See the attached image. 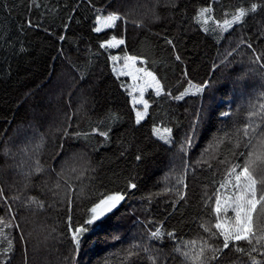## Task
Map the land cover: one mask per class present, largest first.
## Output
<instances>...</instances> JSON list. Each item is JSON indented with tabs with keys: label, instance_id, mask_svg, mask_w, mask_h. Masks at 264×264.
<instances>
[{
	"label": "trees",
	"instance_id": "1",
	"mask_svg": "<svg viewBox=\"0 0 264 264\" xmlns=\"http://www.w3.org/2000/svg\"><path fill=\"white\" fill-rule=\"evenodd\" d=\"M136 1L0 0L4 264H153L150 257L190 264L182 254L186 242L196 241L197 249L205 240L222 245L201 225L215 223L217 194L231 192L221 188L227 171L251 150L244 125H260L257 137L264 133V118L248 115L264 104V0ZM253 3L256 11L240 24L217 26ZM204 8L212 17L206 25L196 19ZM111 13L120 16L114 26L93 31L96 17ZM113 36L125 43L100 47ZM125 53L142 58L136 65L162 86L159 96L145 90L149 109L140 124L130 79L114 74L109 60ZM189 81L208 87L193 95ZM154 126L171 130L170 144L152 134ZM118 191L124 201L86 226L77 248L69 227L82 225L102 194ZM157 229L160 236L151 238ZM254 232L264 233V215H255ZM238 246L250 251L246 241ZM262 252L251 253L260 264ZM212 255L206 250L207 264H252L234 247L216 260Z\"/></svg>",
	"mask_w": 264,
	"mask_h": 264
},
{
	"label": "snow or ice",
	"instance_id": "2",
	"mask_svg": "<svg viewBox=\"0 0 264 264\" xmlns=\"http://www.w3.org/2000/svg\"><path fill=\"white\" fill-rule=\"evenodd\" d=\"M257 5L255 3L251 4L250 8L239 7L232 14L231 19H225L222 24L219 22L217 26L222 30H227L231 28L234 24H240L249 11L255 12ZM210 8H204L197 12L196 19L198 22L206 25L209 19H212L211 16H206L205 14L210 12ZM201 18H203L201 20ZM120 19L119 14L111 13L106 17L97 16L96 22L97 25L103 20L105 27H113L115 22ZM203 31H207L206 27H202ZM95 32L101 31L99 26L93 29ZM60 39H64L63 36ZM125 41L123 38L117 39L115 36L111 37L108 41L101 43V48H115L119 45L124 44ZM167 43L172 44L171 40H167ZM251 47V45H249ZM229 56L232 53H228ZM120 57L118 56H109L110 61H117ZM177 60L180 59L179 56L176 57ZM259 59V57H257ZM124 64L120 69L121 75H128L132 78L133 81H139V84H134L129 91V95L132 96L133 92H139V98L132 96L131 103L134 106L133 111L135 112V121L137 124L145 118L148 113L149 103L143 98V94L146 88H153L156 92V95L159 96L162 92V86L160 81L156 76L146 69L137 68L136 63L140 60L143 63L142 58L137 56L128 55L125 53ZM264 66V65H262ZM117 71L116 67H113V73ZM208 87V81H205L203 84L195 85L189 81V89H194L192 92L193 95L198 93H203ZM189 89H185L184 93H181L179 96H176L175 99L180 100L185 94L188 93ZM135 105H143V111L136 110ZM222 116H228V112H222ZM249 119L253 117L264 118V104L259 105V111L255 109L249 112ZM113 118H117L113 116ZM195 123V122H194ZM260 125L253 126L252 124L244 125V134L248 138L249 147L251 150L247 152L246 157L244 158L243 164H236L228 169L226 174L225 181L221 184V188H224L227 192L228 189H231V192L226 196L222 197L217 194L215 200V207L213 211L216 213L215 223L210 227L206 225H201V228L206 233H209L210 237L222 238V245L219 247L213 246L207 240H205L201 246L197 249L195 247L196 241H189L185 243V248H188V251H184L182 254L186 260L190 261V264H207L206 259V250L213 253L212 259L216 260L224 252L225 249L234 250L241 254L249 255L252 260V264H260L255 257L251 256L252 252L260 251L264 248V233L257 234L254 232V219L257 213L264 215V133H261L258 137L256 136L257 129L260 128ZM96 129H93V132H96ZM194 131V129H193ZM251 131L252 135H249ZM171 130L164 128L162 131L158 130L155 126L152 129V134L158 139L164 141L166 144L171 143L170 134ZM67 134V132L65 133ZM79 135V134H77ZM100 135L107 137L106 132H101ZM255 139V144L252 141ZM187 143L190 145L192 140V134H188L186 137ZM222 142V141H221ZM181 152H186L184 145H181ZM241 155H244L243 153ZM139 160L140 157L138 156ZM39 171V169H37ZM136 185L129 182L128 188H135ZM2 195V192H0ZM125 198L123 192H112L109 194H102L100 198L93 202L91 207L88 208V213L90 214L89 218L84 221L82 225L76 227H69V231L72 234V243L78 248L81 240V236L88 231V227L93 225L97 220L104 217L107 213L111 212L116 208L121 201ZM42 206V205H41ZM69 207H71V201H69ZM231 212L232 216L227 219L221 218V213L225 215ZM69 221H71V216H69ZM213 229L215 231H213ZM160 229H157L155 232L151 233V238H157L160 236ZM171 237L173 234L168 233ZM255 240V244H253ZM246 241L250 246V251L246 252L244 248L238 246V242ZM12 242L9 241V248L5 250V254L11 250ZM191 245V248H189ZM256 245H259L260 248H257ZM139 247L134 245L129 250V256H132L134 249ZM145 252H148V248H144ZM176 251H180L177 247ZM264 255V252L261 253ZM153 264H157L155 257H150ZM0 264H4L3 261H0Z\"/></svg>",
	"mask_w": 264,
	"mask_h": 264
},
{
	"label": "rangeland",
	"instance_id": "3",
	"mask_svg": "<svg viewBox=\"0 0 264 264\" xmlns=\"http://www.w3.org/2000/svg\"><path fill=\"white\" fill-rule=\"evenodd\" d=\"M136 2H139V0H137ZM106 16H108V15H105V16H103V17H106ZM97 26H99L101 29H103V28H106L105 27V25H104V23H103V20L100 22V24L99 25H96V27ZM111 56H118V57H120V59L119 60H117V61H112V63H113V65H112V68L115 66L116 67V69H117V71H116V73H120V69H121V67L123 66V64H124V60H123V57H124V55H120V54H113V55H111ZM136 67L137 68H142V69H144L143 67H140V66H137L136 65ZM148 71V70H147ZM129 77V76H128ZM129 79H130V90H131V88H132V86L134 85V84H139L140 82L139 81H133L132 80V78L131 77H129ZM147 89H151V90H153L154 91V89L153 88H146L145 90H147ZM129 90V91H130ZM145 92V91H144ZM155 92V91H154ZM132 96H135L136 98H139V96H140V93L137 91V92H133L132 93ZM132 96H130V101H131V99H132ZM144 98V97H143ZM132 104V103H131ZM132 107H134L133 105H132ZM135 108H136V110H140V111H143V105H135ZM134 114H135V112H134ZM1 225V224H0ZM1 228H3V226H0V229Z\"/></svg>",
	"mask_w": 264,
	"mask_h": 264
},
{
	"label": "water",
	"instance_id": "4",
	"mask_svg": "<svg viewBox=\"0 0 264 264\" xmlns=\"http://www.w3.org/2000/svg\"><path fill=\"white\" fill-rule=\"evenodd\" d=\"M123 201H124V200H123ZM123 201H121L120 204H121ZM114 209H115V208H114Z\"/></svg>",
	"mask_w": 264,
	"mask_h": 264
}]
</instances>
